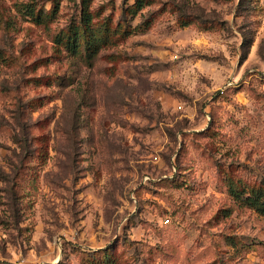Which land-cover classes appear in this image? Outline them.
<instances>
[{
  "label": "rangeland",
  "instance_id": "rangeland-1",
  "mask_svg": "<svg viewBox=\"0 0 264 264\" xmlns=\"http://www.w3.org/2000/svg\"><path fill=\"white\" fill-rule=\"evenodd\" d=\"M23 2L54 7L0 0V264H264V215L229 192L264 193V0H91L97 26L153 22L90 62L54 40L81 0L47 24Z\"/></svg>",
  "mask_w": 264,
  "mask_h": 264
},
{
  "label": "trees",
  "instance_id": "trees-1",
  "mask_svg": "<svg viewBox=\"0 0 264 264\" xmlns=\"http://www.w3.org/2000/svg\"><path fill=\"white\" fill-rule=\"evenodd\" d=\"M82 9L81 16L77 20H73L71 24L66 28L60 30L54 37L55 43L62 47L65 51L75 55V56H85L90 62L93 57H96L102 48L108 44L111 28H115L113 34H117L118 29L122 35L129 36L136 34L137 32L147 31L153 20L151 17L145 18L143 21L139 22L136 26L127 24L126 22H118L113 27V23L110 18L106 19L102 26H97L94 21V13L91 11V0H81ZM151 0H135V2L124 9L123 11L135 16L139 14L147 5H149ZM60 2L59 0H53V11L51 13L43 14L41 9H37L33 2H23L19 3L18 10L23 12L31 20L39 24H47L53 20L56 12L58 11ZM177 8L181 16V21L183 25H188L192 21H201V28L210 29L213 26L219 24L221 21L213 18H206L203 15H197L189 12V9L184 8L181 3H173ZM238 7L242 11H246L251 14V12L257 11L260 6L258 0H239ZM245 38L248 39L247 36ZM0 56L2 57L1 51ZM167 183L169 180H165ZM13 197L14 199L18 197L15 184L13 185ZM243 189L233 181L229 182V192L232 195L234 202L240 204L241 206H249L259 213L264 215V193L261 190H252L247 196H243ZM83 256L90 260L91 262H97V264H111L114 262V258L111 257L110 250H99L94 252L92 255L84 253Z\"/></svg>",
  "mask_w": 264,
  "mask_h": 264
}]
</instances>
